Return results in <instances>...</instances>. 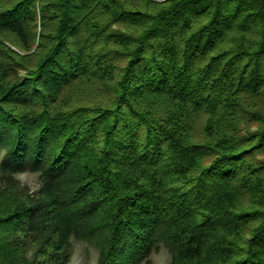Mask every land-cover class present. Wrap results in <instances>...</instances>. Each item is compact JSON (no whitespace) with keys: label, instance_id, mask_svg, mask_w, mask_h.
Segmentation results:
<instances>
[{"label":"trees","instance_id":"16d2710c","mask_svg":"<svg viewBox=\"0 0 264 264\" xmlns=\"http://www.w3.org/2000/svg\"><path fill=\"white\" fill-rule=\"evenodd\" d=\"M1 151L0 264H264V0H0Z\"/></svg>","mask_w":264,"mask_h":264},{"label":"rangeland","instance_id":"374dc122","mask_svg":"<svg viewBox=\"0 0 264 264\" xmlns=\"http://www.w3.org/2000/svg\"><path fill=\"white\" fill-rule=\"evenodd\" d=\"M4 155V151L0 152V162ZM31 172V171H25ZM16 178V174L14 175ZM17 179V178H16ZM20 182V181H19ZM21 186H26L30 192H35L40 188V178L27 177ZM2 182L0 181V186ZM99 257L98 249L85 240L72 238L71 257L68 264H97ZM141 264H171V254L169 250L160 245L155 248L150 257Z\"/></svg>","mask_w":264,"mask_h":264},{"label":"clouds","instance_id":"9594fccd","mask_svg":"<svg viewBox=\"0 0 264 264\" xmlns=\"http://www.w3.org/2000/svg\"><path fill=\"white\" fill-rule=\"evenodd\" d=\"M33 177V178H38L39 173L37 172H19L16 174V178L18 181H20L22 184L26 180L27 177Z\"/></svg>","mask_w":264,"mask_h":264}]
</instances>
